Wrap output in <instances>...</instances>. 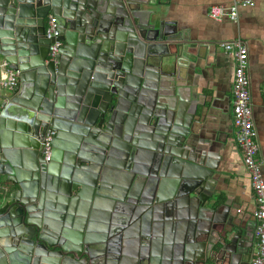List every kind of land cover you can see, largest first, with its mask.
Wrapping results in <instances>:
<instances>
[{"label":"water","instance_id":"obj_1","mask_svg":"<svg viewBox=\"0 0 264 264\" xmlns=\"http://www.w3.org/2000/svg\"><path fill=\"white\" fill-rule=\"evenodd\" d=\"M157 3L0 0V57L19 72L0 118V264H251L255 230L218 205L214 150L191 138L205 101L178 82L196 46Z\"/></svg>","mask_w":264,"mask_h":264},{"label":"crops","instance_id":"obj_2","mask_svg":"<svg viewBox=\"0 0 264 264\" xmlns=\"http://www.w3.org/2000/svg\"><path fill=\"white\" fill-rule=\"evenodd\" d=\"M158 1L161 4L144 8L159 10L162 19L172 22L176 29L182 30L185 39L196 46L192 49L193 58L188 61L187 73L178 85L184 95L202 97L205 101L203 115L198 117L191 138L195 144L214 150L212 160L217 167L218 205L228 204L229 214L240 224L255 230L252 188L242 153L235 143L234 59L220 43L240 39L248 49L253 121L259 145L257 159L262 164L264 177V0H238L250 1L253 5L239 8L237 21L228 18L217 21L209 15L211 7L230 6L234 0ZM8 94L6 92L4 97Z\"/></svg>","mask_w":264,"mask_h":264},{"label":"built area","instance_id":"obj_3","mask_svg":"<svg viewBox=\"0 0 264 264\" xmlns=\"http://www.w3.org/2000/svg\"><path fill=\"white\" fill-rule=\"evenodd\" d=\"M253 5L250 1L234 2L230 6L215 5L210 9V17L221 21L230 19L237 21L239 8ZM46 36L54 40L50 47V53L55 55L63 46L58 39L59 31L57 18L50 16L46 26ZM220 46L230 53L234 59L233 75V125L235 129V143L240 149L243 165L247 171L255 204V239L256 248L251 264H264V177L262 164L257 159L259 145L257 142V131L253 121L252 102L250 94V80L248 75L249 53L246 44L240 40H232L220 43ZM19 72L11 69L4 61L0 63V118L4 94L11 91L17 84ZM55 132H51L43 139L46 146L47 159L51 150V140Z\"/></svg>","mask_w":264,"mask_h":264},{"label":"flooded vegetation","instance_id":"obj_4","mask_svg":"<svg viewBox=\"0 0 264 264\" xmlns=\"http://www.w3.org/2000/svg\"><path fill=\"white\" fill-rule=\"evenodd\" d=\"M255 223H256V219H255ZM253 258V257H252Z\"/></svg>","mask_w":264,"mask_h":264}]
</instances>
